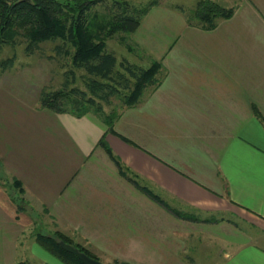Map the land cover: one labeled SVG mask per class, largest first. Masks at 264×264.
Here are the masks:
<instances>
[{
  "label": "crops",
  "instance_id": "obj_1",
  "mask_svg": "<svg viewBox=\"0 0 264 264\" xmlns=\"http://www.w3.org/2000/svg\"><path fill=\"white\" fill-rule=\"evenodd\" d=\"M212 1L233 9L212 30L157 4L131 33L163 80L115 132L0 80V264H61L27 239L30 210L5 187L15 180L56 231L108 264H264V123L253 112L264 117V0Z\"/></svg>",
  "mask_w": 264,
  "mask_h": 264
},
{
  "label": "trees",
  "instance_id": "obj_2",
  "mask_svg": "<svg viewBox=\"0 0 264 264\" xmlns=\"http://www.w3.org/2000/svg\"><path fill=\"white\" fill-rule=\"evenodd\" d=\"M157 4V1H152L137 6L127 0H0V52L6 46L15 48L24 43L26 54L33 55L41 50L42 43L57 42L53 47L55 53L71 55L72 67L65 71L66 80L60 88L42 89L39 97L41 106L77 117L93 113L110 132H115V123L122 112L136 105L146 89L154 91L159 87L163 80V64L154 61L150 66L143 67L127 59L119 61L116 54L108 50L107 40L118 33L135 32ZM97 6H102L104 13L96 11ZM179 8L185 13L189 24H193L185 9ZM193 14L198 19L194 22L197 26L212 30L220 19L231 17L233 9H226L212 0H199ZM15 61L16 54L0 61L2 71H6ZM78 70L84 71L80 78L85 88L77 85ZM116 100H119V105L114 103ZM106 106L112 107L110 112L106 111ZM253 112L264 123V117L256 105H253ZM99 144L122 171L121 162L104 138ZM14 185L20 193H24L19 180H15ZM14 198L17 202L18 199ZM23 209L19 204L18 210ZM176 213L186 218L184 214ZM59 240L73 244L99 260L91 250L75 243L61 231L36 234V241L65 264H83L75 255L64 250ZM17 264L29 263L21 261Z\"/></svg>",
  "mask_w": 264,
  "mask_h": 264
},
{
  "label": "rangeland",
  "instance_id": "obj_3",
  "mask_svg": "<svg viewBox=\"0 0 264 264\" xmlns=\"http://www.w3.org/2000/svg\"><path fill=\"white\" fill-rule=\"evenodd\" d=\"M111 2L114 0H110ZM137 6H143L152 1H157L158 4H166L169 6L183 7L192 21L197 22L198 19L194 16L193 12L196 8V3L199 0H127ZM96 11L104 13L102 6H97ZM131 33H118L108 41V50L113 51L119 61L127 59L131 62L137 63L143 67L151 65L152 60L150 57L142 56L138 54V48L131 43ZM57 42H45L42 43L40 51L33 55H27L25 51V44L21 43L15 48L6 46L3 51L0 52V61L5 58L11 57L16 54L15 63L10 66L6 71H2V65L0 64V80L7 85L5 89H11L12 91L18 92L20 96L26 98L24 100L32 101L35 97L39 96L44 88H50L56 90L62 86V83L66 80L65 71H69L72 67L71 55H58L55 53L53 47ZM73 49H71V52ZM84 73L83 70L77 71V85L81 88H85L84 83L81 80V75ZM1 82V81H0ZM40 103V102H39ZM116 105H119V100L114 101ZM106 111L110 112L111 106H106ZM120 107H118V110ZM7 192L11 193L12 201L15 203V207L18 209V205L24 207L25 211L30 210V214L27 220H33L34 223L29 226L28 233L26 234L27 239L34 238L38 232L46 234H54L56 227L52 220L44 213L42 209H34L29 202L24 198V193H20L17 188L12 187L11 181L5 185ZM16 197L18 200L16 202ZM20 199V200H19ZM23 199V200H22ZM72 238L73 236H70ZM75 242L74 237L72 238ZM37 242V241H36ZM76 243V242H75ZM37 249H43L49 254L52 259L65 264L58 257L54 256L47 250H45L38 242L36 244ZM99 258V257H98ZM99 260L105 264L107 261L99 258ZM37 261V260H36ZM34 262V261H33ZM41 264V263H36Z\"/></svg>",
  "mask_w": 264,
  "mask_h": 264
},
{
  "label": "water",
  "instance_id": "obj_4",
  "mask_svg": "<svg viewBox=\"0 0 264 264\" xmlns=\"http://www.w3.org/2000/svg\"><path fill=\"white\" fill-rule=\"evenodd\" d=\"M59 245L67 252L75 255L83 264H105L100 260L81 251L78 247L74 246L73 244L65 242L64 240H59Z\"/></svg>",
  "mask_w": 264,
  "mask_h": 264
}]
</instances>
